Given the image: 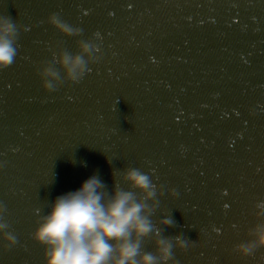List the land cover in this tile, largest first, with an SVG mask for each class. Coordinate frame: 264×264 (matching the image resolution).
<instances>
[{
  "label": "water",
  "instance_id": "1",
  "mask_svg": "<svg viewBox=\"0 0 264 264\" xmlns=\"http://www.w3.org/2000/svg\"><path fill=\"white\" fill-rule=\"evenodd\" d=\"M52 13L83 35L40 23ZM4 16L27 30L0 70V203L17 238L0 239V264H44L38 217L94 174L111 192L127 167L163 186V235L194 242L173 248L177 264H264V248L233 252L264 201V0H0ZM96 32L100 62L44 92L49 47L76 53Z\"/></svg>",
  "mask_w": 264,
  "mask_h": 264
},
{
  "label": "clouds",
  "instance_id": "2",
  "mask_svg": "<svg viewBox=\"0 0 264 264\" xmlns=\"http://www.w3.org/2000/svg\"><path fill=\"white\" fill-rule=\"evenodd\" d=\"M40 23H47L65 37L83 35L82 28L70 25L59 13L50 14ZM26 30L10 16L0 17V70L15 62L19 34ZM102 41L101 34L96 32L93 38L76 40V53L59 44L50 46L51 60L41 61L36 68L42 90L53 93L66 82L79 84L91 71L89 65L102 59ZM113 177L111 192L94 174L78 190L56 197L50 203V211L38 217L30 238L43 248L44 264H177L173 248L185 252L194 245L182 235H163L166 227L175 226L171 214L153 222L159 208L158 196L164 195L162 185L134 167L125 168L119 182L114 170ZM122 183L127 189L121 187ZM168 194L172 198L178 196L174 188ZM254 207L259 222L248 230L249 239L233 248L241 257L253 256L257 249L264 248V201ZM6 211L0 203V239L8 250L17 244V238L9 230ZM146 242L151 243L153 251H145Z\"/></svg>",
  "mask_w": 264,
  "mask_h": 264
}]
</instances>
